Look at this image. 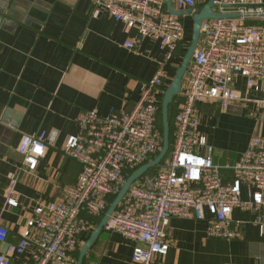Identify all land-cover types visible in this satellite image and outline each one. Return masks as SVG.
<instances>
[{
  "label": "built area",
  "instance_id": "1",
  "mask_svg": "<svg viewBox=\"0 0 264 264\" xmlns=\"http://www.w3.org/2000/svg\"><path fill=\"white\" fill-rule=\"evenodd\" d=\"M172 1L176 9H191V14L170 13L166 0H93L140 36L159 40L166 49L165 59L143 84L133 109H112L107 115L93 109L79 116V132L69 135L64 145L65 153L82 165L77 182L64 187L59 199L36 206L19 243L8 241L9 229L0 222V244H7L6 252L0 249V264H76L83 237L94 228L90 217L105 214L127 173L161 151L159 114L164 87L170 84L166 65L186 40L184 17H192L204 4ZM213 9L240 17L203 20L183 78L171 150L153 172L133 182L105 226L139 242L132 264H169L171 217L206 220L210 237L234 239L243 236V221L233 224L234 209L252 210L253 223L264 232V135L251 137L236 162L218 163L201 131L199 107L209 102L227 109L247 99L236 87L239 79L250 90L264 87V23L248 22L264 19L249 16L264 14V0H214ZM126 45L133 48L135 41ZM52 143L45 131L23 135L18 146L23 156L20 171L36 170ZM244 185L249 188L248 199L242 197ZM14 201L10 195L8 203ZM10 255L24 258L16 263Z\"/></svg>",
  "mask_w": 264,
  "mask_h": 264
},
{
  "label": "crops",
  "instance_id": "2",
  "mask_svg": "<svg viewBox=\"0 0 264 264\" xmlns=\"http://www.w3.org/2000/svg\"><path fill=\"white\" fill-rule=\"evenodd\" d=\"M130 40L133 48L126 45ZM185 41L166 65L168 83L182 61ZM165 55L159 40L140 36L93 0H0V222L9 229V242H20L40 202L59 199L64 187L77 182L82 165L64 145L79 132V116L93 109L100 115L133 109ZM236 87L247 99L227 109L199 105L200 128L218 163L236 162L251 137L264 135V87L247 89L241 79ZM42 131L53 138L47 155L36 170L20 171L22 136ZM248 192L244 185V199ZM10 195L16 200L12 205ZM254 216L252 210L234 209L233 224L243 221V236L234 239L210 237L206 220L171 217L167 262L264 264V232ZM138 244L105 228L88 257L91 264H132ZM0 249L6 252L7 244ZM10 256L16 263L24 258Z\"/></svg>",
  "mask_w": 264,
  "mask_h": 264
},
{
  "label": "water",
  "instance_id": "3",
  "mask_svg": "<svg viewBox=\"0 0 264 264\" xmlns=\"http://www.w3.org/2000/svg\"><path fill=\"white\" fill-rule=\"evenodd\" d=\"M199 3H204L200 8L199 12L193 14L192 16V36L188 48L186 49L185 55L170 83L166 89L161 103V113H162V128H163V144L161 151L150 161L144 163L139 168L134 170L126 179L124 185L122 186L120 192L114 197L110 203L108 209L103 215L99 224L92 231L90 236L83 243L79 257L76 264H91L88 257L89 250L92 248L94 243L97 241L98 237L105 229V226L110 219L111 215L116 211L119 204L124 199L126 193L130 189L134 181L142 177L151 169H154L158 166L168 155L171 146V120L174 113L173 102L177 96L180 95L183 85V78L189 66V63L192 59V55L198 45L200 35H201V26L204 19L209 18H238L239 14L236 13H219L214 11L213 3L214 0H197ZM168 11L177 16L183 17L191 14V9L187 10H178L174 7L172 0H166ZM252 17H264L263 15H249Z\"/></svg>",
  "mask_w": 264,
  "mask_h": 264
},
{
  "label": "trees",
  "instance_id": "4",
  "mask_svg": "<svg viewBox=\"0 0 264 264\" xmlns=\"http://www.w3.org/2000/svg\"><path fill=\"white\" fill-rule=\"evenodd\" d=\"M248 22L250 23H264V19H250L248 20ZM192 25H193V22H192V18L190 19V24L189 25H186V35L188 36L186 44L185 45H189L190 43V39H191V36H192ZM183 47V46H182ZM185 52H186V48H183L182 51H181V57L183 59L184 55H185ZM170 85V84H169ZM168 85V86H169ZM168 86L164 87L165 90L168 88ZM180 102H181V98L180 96H177L173 102V107H174V113H173V117H172V120H171V129H173V119H174V116L175 114L177 113L178 109H179V105H180ZM159 127L160 129L162 130V133H163V128H162V113H161V110H160V114H159ZM172 133H171V143H172ZM170 150H171V146H170ZM154 169H151L150 171L147 172L148 173H151L153 172ZM134 170H130L127 175L129 176ZM114 199V197H110V202ZM104 214H101V215H98V216H91V220L94 224V228L88 232L84 237H83V240L85 242V240H87V238L90 236V234L92 233V231L95 229V227L99 224V222L101 221L102 217H103ZM83 244L80 245V247L78 248L77 252H76V256L77 258L79 257V253H80V250H81V247H82Z\"/></svg>",
  "mask_w": 264,
  "mask_h": 264
},
{
  "label": "rangeland",
  "instance_id": "5",
  "mask_svg": "<svg viewBox=\"0 0 264 264\" xmlns=\"http://www.w3.org/2000/svg\"><path fill=\"white\" fill-rule=\"evenodd\" d=\"M184 18H189V19H191L192 17H184Z\"/></svg>",
  "mask_w": 264,
  "mask_h": 264
}]
</instances>
